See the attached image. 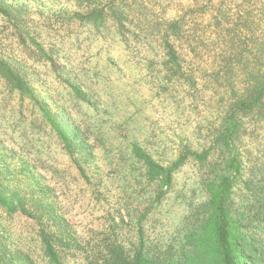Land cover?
Wrapping results in <instances>:
<instances>
[{"label": "trees", "instance_id": "1", "mask_svg": "<svg viewBox=\"0 0 264 264\" xmlns=\"http://www.w3.org/2000/svg\"><path fill=\"white\" fill-rule=\"evenodd\" d=\"M141 1L73 0L76 10L69 21L139 38L151 28H131L133 16L143 8ZM211 14L213 20L220 19L216 6ZM0 17L21 46L56 66L59 52L48 50L39 34L29 31L19 3L0 0ZM185 25L184 17L167 21L158 28V45L164 54L163 72L189 88L192 106L206 96L203 124L178 144L168 161L155 159L138 142L128 143L141 187L120 189L125 203L108 214L95 247L86 244L91 252L78 241L56 185H99L96 149L109 138L100 130V120L79 123L63 105L41 98L27 65L0 51L3 102L12 110L11 123L0 122V211L34 224L23 247L0 222V264H264V37L247 33L221 43L224 27L220 31L215 25L211 44L218 53L213 75L207 76L213 88L202 91L189 75L194 68H187L188 61H198L202 47L190 43ZM58 76L70 89L72 106H93L80 85L60 71ZM215 89L221 97L212 104L206 93ZM187 165L194 168L195 179L189 197H182L185 214L177 229L159 232L151 215L174 191L175 174ZM97 193L92 188L96 201Z\"/></svg>", "mask_w": 264, "mask_h": 264}, {"label": "rangeland", "instance_id": "2", "mask_svg": "<svg viewBox=\"0 0 264 264\" xmlns=\"http://www.w3.org/2000/svg\"><path fill=\"white\" fill-rule=\"evenodd\" d=\"M11 1L22 6L29 31L39 34V42L48 50L59 52V56L54 58L55 67L38 60L33 50L19 44L12 29L1 17L0 51L27 65L41 98L63 105L76 114L79 123L84 124L87 120L96 123L100 120V130L106 132L109 138L106 147L101 145L96 149L98 161L94 167L99 172L95 178L99 185L95 184L92 188H98L99 200L92 197V188L84 183L65 188L61 184L56 185L58 200L72 222L78 241L86 251L91 252L86 244L95 247L98 234L108 222V214L120 207L119 204L125 203L120 189L124 186L131 189L141 187L136 184L138 172L134 168L135 161L130 158L128 143L138 142L155 159L168 161L178 144L193 137L192 131L203 124L206 96L192 106L189 88L168 80L170 77L163 72L161 58L164 54L158 45V28L169 20L184 17V35L190 43H199L202 47L198 48V61H188L187 68H194L189 75L203 91V87L213 88V82L207 84V76L213 75L216 65L214 55L218 50L211 44L216 26L220 25V31L224 27V37L219 39L221 43L228 39L230 44L231 37L238 40L247 33L262 39L264 0H140L143 8L133 16L131 28L137 29V25L143 27L145 24V28H151L146 29L147 35L144 32L139 38L136 34L132 37L130 32H126L123 38L114 29L97 32L76 19L70 22L76 10L73 0ZM215 6L221 12L217 21L213 20L211 14ZM208 66L211 69H207ZM59 71L88 93L93 106L85 103L77 109L72 106L75 103L70 89L58 76ZM206 95L213 100L212 104L221 97L218 89ZM4 97L1 84L0 122L4 120L9 125L12 110L3 102ZM10 104L12 106L13 102L10 101ZM194 179L192 165L185 166L175 174L174 191L167 196L162 207L151 215L159 232L168 233L179 227L185 214L182 197H189L188 190ZM135 204L132 203L133 208ZM0 222L4 224L5 229L2 230L10 232L20 245L26 244L23 247L27 246L23 238L29 229L34 230L32 222L23 217L9 218L1 211ZM33 258L38 261L36 254Z\"/></svg>", "mask_w": 264, "mask_h": 264}]
</instances>
